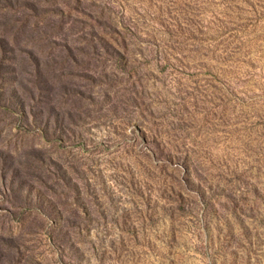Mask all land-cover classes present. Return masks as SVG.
Masks as SVG:
<instances>
[{"label":"rangeland","instance_id":"rangeland-1","mask_svg":"<svg viewBox=\"0 0 264 264\" xmlns=\"http://www.w3.org/2000/svg\"><path fill=\"white\" fill-rule=\"evenodd\" d=\"M0 264H264V0H0Z\"/></svg>","mask_w":264,"mask_h":264}]
</instances>
